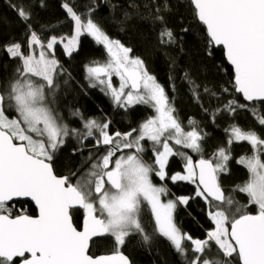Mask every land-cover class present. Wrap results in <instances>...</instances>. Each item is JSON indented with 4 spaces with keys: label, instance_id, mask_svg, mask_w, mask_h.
I'll return each instance as SVG.
<instances>
[{
    "label": "snow or ice",
    "instance_id": "snow-or-ice-1",
    "mask_svg": "<svg viewBox=\"0 0 264 264\" xmlns=\"http://www.w3.org/2000/svg\"><path fill=\"white\" fill-rule=\"evenodd\" d=\"M190 3L196 19L206 28L209 45L225 50L234 69V91L246 102L229 100L213 111L212 119L219 112L234 116L237 110H246L264 127V114L255 106L264 103V0ZM62 6L74 22L73 35L51 36L44 41L27 23L30 13L17 8L29 29L28 50L25 52L18 42L4 46L9 57L20 63L14 78L0 90V264H130L120 251L90 255V243L94 237L111 236L119 248L133 234L150 240L140 221L145 202L153 214L156 232L182 256L188 251L185 241L190 242L194 256L188 264H232L235 257L239 264H264V137L254 129L232 124L225 129L228 146L219 147L212 158L194 163L175 146L202 154L207 134L198 130L197 122L190 120L186 130L164 86L149 73L144 61L133 56L130 47L111 38L90 14L82 18L69 3ZM166 9V4L156 9L155 19L162 24L164 17L159 13ZM85 34L103 45L108 56L102 64L87 66L90 87L100 86L114 105L124 110L135 105L154 110L139 129L110 132V120L85 119L79 110L73 115L80 117L83 130L70 129L54 108L53 97L59 87L56 78L64 71L55 58V46L62 44L71 56ZM159 38L161 43L176 42L166 25ZM113 76L118 78V86L113 84ZM192 83L194 99L199 101V86ZM69 136L81 145L77 150L90 139L94 148L105 149L95 158L89 153L85 160L89 166L75 183L69 176H58L53 168V158ZM145 140L152 145V163L143 158ZM238 142H247L252 154L238 159L249 178L234 190L246 194L249 204L257 207L256 214L242 211L246 206L226 196L219 183V175L228 170L231 145ZM172 156L185 161L184 174L168 176L166 167ZM153 175L196 185L195 195L205 200L214 225L204 239L182 232L174 222L177 203L186 205L190 197L163 201L168 189L154 184ZM15 198H30L38 207V215L14 216L9 202ZM77 206L86 210L82 230L72 222L71 209ZM213 244L223 261L204 255Z\"/></svg>",
    "mask_w": 264,
    "mask_h": 264
},
{
    "label": "trees",
    "instance_id": "trees-1",
    "mask_svg": "<svg viewBox=\"0 0 264 264\" xmlns=\"http://www.w3.org/2000/svg\"><path fill=\"white\" fill-rule=\"evenodd\" d=\"M65 2L83 18L90 14L111 38L130 47L133 50L132 55L144 61L149 73L164 86L174 103L175 114L185 129L189 130V121L194 120L198 130L207 134L202 141L206 158H212L219 147L228 146L225 129L232 124L239 125L244 130L254 129L264 137V127L258 125L249 111L237 110L234 116L219 112L212 119L213 111L227 101L235 99L241 104L246 102L234 91V72L225 58L224 49L209 45L206 28L196 19L190 0H0V90L14 78L20 63L19 60L9 57L4 46L18 42L25 52L28 50L29 29L18 16L16 9L23 8L30 13L27 23L42 40L47 41L51 36H71L74 33V22L62 6ZM165 4L167 9L159 13L164 17L162 24L155 19L158 14L156 9H163ZM165 25L175 35L176 42L173 44L160 42L159 34ZM55 57L64 71L56 78L59 87L53 97V106L70 129L83 130L80 117L73 115L77 110L85 119L94 118L101 122L110 120V132L138 129L143 121L154 115V110L146 105H135L127 110L119 108L114 105L109 95L101 91L100 86L90 87L87 66L103 63L108 59L106 49L92 37L82 35L77 50L71 56L66 54L61 44H57ZM192 82L199 86L196 89L199 101L194 99ZM205 88L208 89L207 92L204 91ZM224 89L228 91L225 92ZM251 106L250 103L249 107ZM255 106L264 114V103ZM142 143L145 148L143 158L152 163L154 157L151 142L145 140ZM77 149H81L78 140L69 136L53 158L55 172L69 176L73 183L88 168L85 160L89 153L95 158L97 154L105 151L104 148H94L91 139L85 142L82 150ZM181 150L191 155L195 162L198 160V155L191 149L181 147L179 151ZM251 154L252 149L247 142L233 143L231 159L227 162L228 171L219 175V181L226 196H231L239 205L246 206L242 211L257 212V207L249 204L246 194L234 190L249 178L246 168L237 161L241 156ZM184 163L180 156L170 157L166 167L168 176L184 172ZM152 181L167 187L164 200L190 197L186 205L177 203L174 211L175 223L182 232L204 239L206 231L214 225L208 216L205 200L195 195L196 185L189 181L173 182L167 177L160 180L155 175L152 176ZM9 206L14 216L37 214L35 206L29 201H16ZM235 207L236 204L232 206L233 211ZM71 213L75 225L81 228L84 210L76 209ZM140 221L150 237L147 242L140 234H133L118 248L114 238L103 236L93 240L90 253L97 255L123 250L132 264H188L193 258L190 242L185 241L184 246L188 251L186 256H182L170 241L156 232L154 217L146 202L141 206ZM204 255L221 261L225 259L214 244L211 251H206ZM232 264H239V258L232 259Z\"/></svg>",
    "mask_w": 264,
    "mask_h": 264
},
{
    "label": "water",
    "instance_id": "water-1",
    "mask_svg": "<svg viewBox=\"0 0 264 264\" xmlns=\"http://www.w3.org/2000/svg\"><path fill=\"white\" fill-rule=\"evenodd\" d=\"M221 47H222V46H221ZM222 48H223V47H222ZM224 55H225V58H226L225 50H224ZM226 60H227V59H226ZM227 62H228V61H227ZM228 64L230 65L229 62H228ZM230 66H231V65H230ZM231 67H232V66H231ZM232 69H233V67H232ZM233 72H234V69H233ZM239 94H240V93H239ZM240 95H241V94H240ZM241 96H242V95H241ZM242 98H243V97H242ZM202 158H204V159H210V158H206V157H202ZM199 159H201V158H199ZM199 159H198V160H199ZM198 160H197L196 162H198ZM196 162H195V163H196ZM56 174H57V173H56ZM57 175H58V174H57ZM58 176H65V175H58ZM219 183H220V181H219ZM220 185H221V184H220ZM221 187H222V185H221ZM222 189L224 190L223 187H222ZM224 192H225V190H224ZM16 201H29V202H31V203L35 206V208H36V210H37V214H36L35 216L38 215V207L35 205V202L32 201L30 198H15L13 201H10L9 204H12V203H14V202H16ZM76 209L84 210L83 208H80L79 206H77V207H74L73 209H71V211H72V210H76ZM248 213H250V214H256V212H248ZM71 215H72V213H71ZM30 216H32V215H30ZM85 217H86V214H85L84 217H83V221H82V226H81V228H78V227L75 225V223H74V221H73V216H72V222H73L74 226H75L78 230H82L83 222H84ZM97 238H99V237H94L93 240H95V239H97ZM93 240H92V242H93ZM92 242L90 243V248H89V254H90V255H92V254L90 253V249H91ZM117 251L122 252L123 255H125V256L129 259L130 264H132L131 259L129 258V256H128L123 250H117ZM117 251H114V252H108V253H100V254L93 255V256L95 257V256H100V255H114Z\"/></svg>",
    "mask_w": 264,
    "mask_h": 264
},
{
    "label": "rangeland",
    "instance_id": "rangeland-1",
    "mask_svg": "<svg viewBox=\"0 0 264 264\" xmlns=\"http://www.w3.org/2000/svg\"><path fill=\"white\" fill-rule=\"evenodd\" d=\"M83 18V17H82ZM74 34V33H73ZM72 34V35H73ZM66 37H70V36H66ZM59 38V37H58ZM62 45V44H61ZM62 47H63V45H62ZM57 60H58V58L57 57H55ZM59 61V60H58ZM60 63V62H59ZM104 63V62H103ZM102 64V63H101ZM89 66V65H88ZM113 84L115 85V86H118L119 85V80H118V78L117 77H115V76H113ZM101 88V87H100ZM139 129V128H138ZM122 133H124V132H122ZM136 133H134L133 135H135ZM203 144V143H202ZM175 148H176V150H180L181 149V147L180 146H175ZM178 150V151H179ZM182 151V150H181ZM182 152H185V151H182ZM194 153H196V152H194ZM197 155H198V159L199 158H201V157H205V154H206V151H205V147H204V145H203V152H202V154L201 153H196ZM188 155V154H187ZM189 156H191V155H189ZM192 157V156H191ZM145 160V159H144ZM192 160H193V162L195 163V160H194V158L192 157ZM146 161V160H145ZM227 169H228V163H227ZM228 171V170H227ZM226 171V172H227ZM185 173V170H184V172H180V174H184ZM154 183V182H153ZM155 184V183H154ZM157 186H160V185H162V184H156ZM162 200L163 201H165V202H167L168 200H173V201H175V199H173V198H168L167 200H164V198L162 197ZM175 211V210H174ZM84 213L86 214V210H84ZM174 215V214H173ZM174 222H175V219H174Z\"/></svg>",
    "mask_w": 264,
    "mask_h": 264
}]
</instances>
